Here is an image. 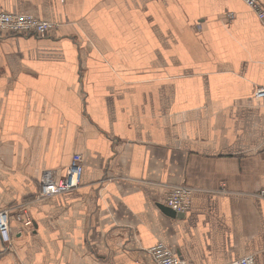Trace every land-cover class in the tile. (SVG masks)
Here are the masks:
<instances>
[{
	"label": "crops",
	"instance_id": "crops-1",
	"mask_svg": "<svg viewBox=\"0 0 264 264\" xmlns=\"http://www.w3.org/2000/svg\"><path fill=\"white\" fill-rule=\"evenodd\" d=\"M2 9L61 25L0 38V209L13 230L0 264H155L158 241L193 264H264V25L244 0ZM182 70L184 89L171 81ZM77 152L80 186L42 198L43 173L63 175ZM174 184L193 188L182 215L159 206Z\"/></svg>",
	"mask_w": 264,
	"mask_h": 264
},
{
	"label": "built area",
	"instance_id": "built-area-1",
	"mask_svg": "<svg viewBox=\"0 0 264 264\" xmlns=\"http://www.w3.org/2000/svg\"><path fill=\"white\" fill-rule=\"evenodd\" d=\"M256 12L259 20L264 25V4L261 0H244ZM232 12L229 16H232ZM58 25V22L42 19L30 13H16L0 10V38L9 35L44 36ZM256 98L264 100V86H257L254 92ZM84 171V158L81 153H74L70 163L65 168V173L57 176L53 170H46L41 177L40 196L46 198L59 193L70 191L80 186ZM264 196V188L260 191ZM193 188L187 184L172 185L165 196L164 203L176 212L185 213L190 209ZM18 219L26 225L33 223L32 218L23 210L18 214ZM12 227L10 225V211L0 209V243L6 248L12 242ZM155 264H193L181 258L165 242L158 241L149 249ZM226 264H256L253 254H246Z\"/></svg>",
	"mask_w": 264,
	"mask_h": 264
},
{
	"label": "rangeland",
	"instance_id": "rangeland-1",
	"mask_svg": "<svg viewBox=\"0 0 264 264\" xmlns=\"http://www.w3.org/2000/svg\"><path fill=\"white\" fill-rule=\"evenodd\" d=\"M61 25V22H58V25L54 28V29H52V30H55V29H58L59 28V26ZM51 30V31H52ZM50 31V32H51ZM50 32H48L47 34H49ZM47 34H45V35H47ZM44 35V36H45ZM181 74L183 75V76H186V74H187V72L185 71V72H183V70H182V72H180V73H178L177 74V79H172L171 81H172V84H173V82L174 81H177V83H178V86H179V88L181 89L182 87H183V89H184V85H185V81H186V78H180L179 76H181ZM167 87H169V85H166ZM184 104L183 105H181L180 103L178 104V107H179V110H181V109H185L184 108ZM182 107V108H181ZM175 185V184H174ZM172 186V185H171ZM171 186H169V188L171 187ZM168 188V189H169Z\"/></svg>",
	"mask_w": 264,
	"mask_h": 264
},
{
	"label": "water",
	"instance_id": "water-1",
	"mask_svg": "<svg viewBox=\"0 0 264 264\" xmlns=\"http://www.w3.org/2000/svg\"><path fill=\"white\" fill-rule=\"evenodd\" d=\"M161 208H163L166 212H169V213H171V214H177V215H182V214H184V213H182V212H176L172 207H170V206H168V205H166V204H160L159 205Z\"/></svg>",
	"mask_w": 264,
	"mask_h": 264
}]
</instances>
